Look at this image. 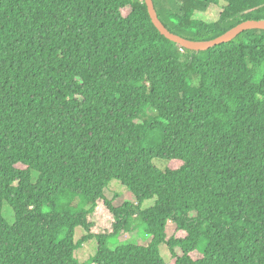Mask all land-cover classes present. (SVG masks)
<instances>
[{"label":"trees","instance_id":"trees-1","mask_svg":"<svg viewBox=\"0 0 264 264\" xmlns=\"http://www.w3.org/2000/svg\"><path fill=\"white\" fill-rule=\"evenodd\" d=\"M225 1L153 3L192 40L264 19V0ZM134 218L150 241L110 248ZM89 263L264 264V29L190 50L144 0H0V264Z\"/></svg>","mask_w":264,"mask_h":264},{"label":"rangeland","instance_id":"rangeland-1","mask_svg":"<svg viewBox=\"0 0 264 264\" xmlns=\"http://www.w3.org/2000/svg\"><path fill=\"white\" fill-rule=\"evenodd\" d=\"M226 3L225 0H220V6ZM219 6V7H220ZM218 8H212V13H215L213 17H216L218 14ZM153 164L160 168L164 169L165 161L154 159ZM105 195L113 200L115 205H119L124 201L134 202L135 197L133 193L117 179H112L109 184L105 187ZM155 202V198L146 199L141 203V209H146L153 206ZM68 206L70 209L77 210V208H84L88 209L90 204H84L80 201L78 197L74 198L73 200L68 202ZM2 215L8 223H12L14 221L13 211L10 206L3 202L2 204ZM134 222V229L131 231L120 232L115 238H113L110 243L109 247L114 248L120 244H139V245H146L150 241V236L145 231V228L136 222V219H133ZM83 231L80 228L75 229V236L74 239L78 240ZM96 241L95 239H87L81 243V245L75 250V258L79 263L86 262L91 256L94 255L96 251ZM160 253L163 256L164 260L168 262L170 260V253L165 245L160 246ZM94 264V263H89Z\"/></svg>","mask_w":264,"mask_h":264},{"label":"water","instance_id":"water-1","mask_svg":"<svg viewBox=\"0 0 264 264\" xmlns=\"http://www.w3.org/2000/svg\"><path fill=\"white\" fill-rule=\"evenodd\" d=\"M144 1L147 6L151 21L159 30V32L169 40L190 50H206L210 47H213L214 45L223 42H228L232 40L235 36H237V34L247 29H254V28L264 29V19H248L236 24L235 26L231 27L230 29L220 34L219 36H216L215 38L208 40H192L168 30V28L160 20L155 10L153 0H144Z\"/></svg>","mask_w":264,"mask_h":264}]
</instances>
